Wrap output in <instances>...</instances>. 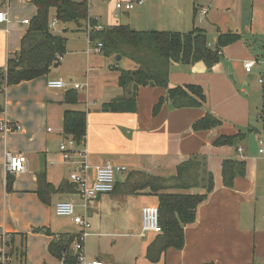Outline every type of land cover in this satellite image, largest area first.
<instances>
[{"label":"crops","instance_id":"obj_1","mask_svg":"<svg viewBox=\"0 0 264 264\" xmlns=\"http://www.w3.org/2000/svg\"><path fill=\"white\" fill-rule=\"evenodd\" d=\"M17 2L24 3L25 9L32 12L30 20L36 15V8L28 0ZM152 3L150 0L129 12H118L114 8L112 19L119 23L109 25H128L137 31L154 30L156 17L151 13ZM195 9L200 19L210 12L200 17L205 8L197 4ZM241 15L242 20L234 28L227 29V32L240 35V40L229 47L243 53L237 63L254 61L250 73L242 66L237 75L234 63L224 58L222 51L219 62L210 69L202 62L188 66L170 65L168 87H201L206 97L201 108L174 109L166 102L154 114L155 104L166 97L167 90L145 86L138 89L136 112H101V103L119 93L116 76L105 77L94 87L87 77L84 83H78L73 73L52 77L48 74L14 86L0 85L3 95L0 123L21 127L18 132H0V234L6 241L14 235L16 245L21 242L19 235L26 234L25 264H61L48 253L49 243L54 236L79 233L70 218L55 215L54 205L60 201L71 202L76 215L88 217L91 229L86 254L89 258L99 259L103 264H111V261L113 264H153L146 260L145 253L156 235L144 233L141 237V209L157 205V198L148 190L134 196L122 193L100 195L90 200L86 208L77 191L52 196L50 205L40 202L35 193L36 176L40 172H45L48 181L56 187L62 180L71 183L69 174L74 166L62 162L58 148L68 141L61 134V119L66 109L65 92L72 90L73 84H87L83 98H79L80 109L86 112L85 144L81 149L85 155L74 157V160L86 163L90 182L94 179L95 169L106 163L126 168L125 174L116 175L118 183H122L130 171L168 179L175 176L179 164L192 156H203L213 174L214 190L199 205L196 222L184 228V247L167 250L154 264H264V150L260 148L255 154L250 151L254 141L256 146L264 145L258 118L262 101L259 79L264 77V0H242ZM89 17L102 27L108 26V20L101 22L90 12ZM23 20L28 18L19 21L14 36L6 29L2 48L6 63L19 52L20 41L28 27L22 24ZM200 29L207 35L204 28ZM225 32L217 30L212 44L216 45L219 34ZM86 36L89 46L87 33ZM208 47L212 48V45L208 44ZM257 47L262 51L254 55ZM85 53L88 64V48ZM6 63L0 70L6 68ZM49 80H62L66 87L50 89L47 87ZM90 100L93 103L90 104ZM90 105L94 106L93 110ZM207 113L215 116L221 125L208 131H193L192 125ZM56 116L60 119L59 129H52L48 124L55 121ZM249 128L254 129L253 133L235 146L213 145L219 137L236 136ZM4 152L22 154L27 160L26 171L13 175L10 193L5 188ZM226 159L245 161L247 165L245 177L236 178L232 188L221 185V163ZM181 193L202 194L203 190L198 188ZM33 228L48 229L53 235L33 233ZM106 237L110 238L111 247L103 243Z\"/></svg>","mask_w":264,"mask_h":264},{"label":"trees","instance_id":"obj_2","mask_svg":"<svg viewBox=\"0 0 264 264\" xmlns=\"http://www.w3.org/2000/svg\"><path fill=\"white\" fill-rule=\"evenodd\" d=\"M36 8V15L29 21L27 31L20 41L19 52L9 58L6 68L0 70V85H18L47 76L56 66L59 58L66 51V39L54 35L49 28V17L59 23H73L78 30L98 25L89 17V6L86 2L72 0H28ZM89 43L102 45L100 54L106 59L120 56L130 64L127 68L115 66L118 95L100 105L99 111L105 113H134L137 110V92L139 87L153 86L167 90L165 98L159 99L153 108L156 114L163 103L169 102L174 109L201 108L206 97L201 87L189 85L169 88V68L172 63L183 66L198 62L210 69L220 60L221 49L240 40L237 33L219 34L214 49L208 47L206 33L193 27L187 33L165 31H137L128 25L101 26L100 31L91 30ZM95 46V47H96ZM117 65V64H116ZM262 101L259 107V122L264 135V77ZM66 109L61 119V134L73 142L76 150L85 144L86 112L80 109L79 98L75 90H67L63 100ZM221 122L212 114H205L192 125L195 132L216 129ZM254 129L236 136L219 137L213 142L215 147L235 146L243 141ZM245 161L226 159L221 163V185L232 188L236 178L245 177ZM14 177L6 175V192H12ZM215 182L212 172L207 167L203 156H192L176 167L175 176L163 179L141 171H130L122 183L116 182L111 194L140 195L145 190L157 198L159 225L162 233L156 235L146 248L145 258L150 263H157L169 249L181 250L185 244L184 228L196 222L197 209L214 190ZM203 190L202 194L181 193L192 189ZM76 186L62 180L56 187L51 184L45 172L36 176V195L40 202L50 205L56 194H74ZM33 233L53 234L44 228H33ZM19 245L14 243V235L5 242L8 264H25L26 234H20ZM75 236L61 234L54 236L48 245V253L61 264H75L71 244ZM1 244V243H0ZM103 259V258H102ZM0 264L1 261H0ZM111 264L113 262L111 261ZM212 264V263H208Z\"/></svg>","mask_w":264,"mask_h":264},{"label":"rangeland","instance_id":"obj_3","mask_svg":"<svg viewBox=\"0 0 264 264\" xmlns=\"http://www.w3.org/2000/svg\"><path fill=\"white\" fill-rule=\"evenodd\" d=\"M7 1L9 2L7 4ZM118 1L125 0H90L89 12L90 14L97 15L101 22L108 20V26L110 23H119L112 19V14L114 12L115 4ZM150 0H145V5ZM151 5L152 15L155 16L154 30L156 31H165V32H178V33H187L193 27L195 28H204L207 32L206 40L207 44L212 45L211 49L215 48V45L212 44L213 38L216 37L217 30L219 32H227V29L234 28L238 22L242 20L241 8L242 0H208L206 3L205 0H152ZM150 4V3H149ZM201 5L205 10H210L209 14L205 18L200 19L199 13L196 11L195 6ZM88 5V6H89ZM148 5V4H147ZM26 5L24 3H18L17 0H0V9L7 14V24L0 26V67L5 66L6 58L3 57V41L6 38L7 32L6 29L12 31V35L17 31L19 27V21L23 18H28L30 20V15L32 12H29L25 9ZM139 7V6H138ZM136 7V8H138ZM135 8V9H136ZM54 12L52 11L49 17V21L54 20ZM113 24V25H115ZM84 25H82L83 27ZM78 30L73 23H58L56 27L52 30L54 35L62 36L66 39V51L63 55L61 61L58 64L51 68L50 77L63 73L68 75L73 73L78 78V83H84L86 77L88 82L94 87L98 81L105 79V77H115L116 72L114 71L115 66L120 68H127L130 64L124 59L116 61L114 59H106L101 56L99 53H96L93 49L96 46V43L87 44V36L84 32V29ZM86 28V27H85ZM225 32V33H226ZM229 33V32H227ZM264 43V42H263ZM261 46V45H258ZM89 50V62L87 64L86 50ZM222 48V54L224 58L230 59L234 63L237 75L240 73V69L243 64L237 63L241 56H244L242 52L235 51L229 46ZM262 51L261 48H256L254 55L259 54ZM2 52V53H1ZM15 56V55H14ZM13 56V57H14ZM11 57V58H13ZM221 58V57H220ZM117 64V65H116ZM87 68L89 69L86 74ZM106 73V75H104ZM98 77H97V76ZM255 81V78H254ZM253 81V82H254ZM251 82V83H253ZM86 91V88L83 90H78V98H83V94ZM96 94V90H94ZM96 96V95H95ZM3 95L0 93V103L2 104ZM93 103L90 100V104ZM93 110L94 106L90 105L89 107ZM63 110V107H61ZM59 116H56L55 121H52L48 124V127L52 129H59ZM68 145V143H67ZM263 146H256L255 141L252 143L250 149L251 153L255 154L258 149ZM115 215V214H114ZM91 225V223H90ZM76 228V227H75ZM75 231V230H74ZM136 233L133 231V236ZM89 237L85 241H88ZM115 240V238H112ZM142 240V239H139ZM103 243L106 244V247H111L110 238L107 237L103 239ZM94 246V244H92Z\"/></svg>","mask_w":264,"mask_h":264},{"label":"built area","instance_id":"obj_4","mask_svg":"<svg viewBox=\"0 0 264 264\" xmlns=\"http://www.w3.org/2000/svg\"><path fill=\"white\" fill-rule=\"evenodd\" d=\"M74 2H86L89 5V0H72ZM8 2V1H7ZM145 0H125L118 1L115 4V9L119 11L129 12L137 6H142ZM207 11L201 10L200 17H203ZM30 20H23V25H29ZM7 14L0 11V26L7 24ZM58 21L54 18L50 21L49 28L53 29ZM85 31L89 35L93 29L100 31L101 26L97 25L91 28L89 24H86ZM7 31V30H6ZM89 40V36H88ZM102 45L100 43L93 49L96 53L101 52ZM61 57L58 59L61 61ZM254 61H246L243 63V68L246 73H250L254 67ZM259 84L263 86V79H259ZM47 87L50 89H62L66 87V83L62 80H49L47 81ZM87 87V84H73L72 90H83ZM21 127L19 125H11L7 122L0 123V132L12 131L18 132ZM50 131V129H48ZM68 143V145H67ZM58 152L61 155L62 162L74 166V170L69 174V180L76 186L77 193L82 200L83 206L86 208L87 203L90 200L96 199L100 195L111 194L114 190L115 178L117 174H125L126 168L122 166L112 165L106 163L103 166L95 169L94 179L90 182L87 178L88 166L84 161H75L74 157L82 158L85 154L82 150H76L73 142L67 141L59 145ZM78 159V158H77ZM26 158L22 154H13L11 152H4L3 164L4 174L6 175H18L23 174L26 171ZM54 213L58 217L70 218L71 221L79 228V233L75 236L71 244V251L75 257V264H103L99 259L89 258L86 254L85 241L90 235L91 225L86 215L78 216L74 212V207L71 202H57L54 205ZM144 233H152L159 235L162 230L159 225V209L158 206H145L141 209V237ZM6 238L0 234V261L2 264H6L10 261V258L6 256L5 248Z\"/></svg>","mask_w":264,"mask_h":264},{"label":"water","instance_id":"obj_5","mask_svg":"<svg viewBox=\"0 0 264 264\" xmlns=\"http://www.w3.org/2000/svg\"><path fill=\"white\" fill-rule=\"evenodd\" d=\"M120 59H121L120 56H117V57H116V61H117V62H118ZM230 78H231V77H230Z\"/></svg>","mask_w":264,"mask_h":264}]
</instances>
